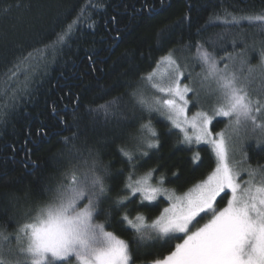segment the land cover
<instances>
[{"label":"trees","instance_id":"obj_1","mask_svg":"<svg viewBox=\"0 0 264 264\" xmlns=\"http://www.w3.org/2000/svg\"><path fill=\"white\" fill-rule=\"evenodd\" d=\"M262 12L264 0H0V236L17 243L19 226L50 198L52 193L45 188L69 183L73 171L83 175L93 158L113 173L111 198L102 205L106 213L130 170L122 147L138 160L134 178L155 169L152 183L163 180V186L175 194L203 181L217 163L211 147L186 143L164 116L142 107L137 94L145 77L171 53L180 67L189 70L190 79L196 77L197 91L188 93L193 103L187 113L211 114L219 106L218 98L211 81L199 82L202 64L195 58L199 43L215 52L218 68L227 63L229 71L252 79L250 91L256 98L261 89L258 67H264V28L247 21L225 25L210 18ZM73 21L76 31L69 44L55 51L46 47ZM249 67L257 71L249 74ZM107 102H112L113 115L105 118L102 111H92ZM74 108L82 119L73 148L65 145L63 137H71L75 129L64 130L60 120L63 117L71 126ZM149 119L157 137L141 127ZM228 125L229 118L214 117L209 128L213 135L224 133L229 154L234 153L245 168L264 169V146L257 147L255 138L259 130L253 133L250 122L238 131ZM41 127L48 131L44 139L37 135ZM142 138L158 139V146L147 149ZM138 149L149 155L142 156ZM33 163L39 165L34 173ZM222 196L220 208L227 205L229 193ZM133 200L128 205L131 216L140 212L148 223L167 205L162 197L144 205H139L138 197ZM105 213L97 222L105 221ZM122 214L113 210L106 228L132 242L133 230L121 222ZM177 242L155 241L142 247L132 243L130 264H153L174 250Z\"/></svg>","mask_w":264,"mask_h":264},{"label":"snow or ice","instance_id":"obj_2","mask_svg":"<svg viewBox=\"0 0 264 264\" xmlns=\"http://www.w3.org/2000/svg\"><path fill=\"white\" fill-rule=\"evenodd\" d=\"M210 20L236 26L247 21L264 28V12L240 16L226 13L223 19L216 14ZM75 23L73 21L57 33L46 47L55 51L58 46L62 49L69 44L76 31ZM197 54L196 58L202 64L200 75L204 81H214L217 85L214 91L219 93V106L214 107L211 114L198 111L191 120L188 119L189 100L186 95L193 89L186 84L182 86L183 72L171 53L163 58L171 67L167 73L168 83L152 84L165 98H154V104L158 106L154 107L141 94L138 103L147 108L149 113H166L167 119L181 131H184L185 124L196 130V143L210 145L216 156L215 169L188 192L175 195L174 191L163 186V180H158L155 185L150 182L155 169L149 170L141 178H134L138 171V160L133 152L122 147L121 155L127 158L130 170L124 188L112 198V204L105 213L102 205L111 198L109 178L113 173L109 166L101 167L93 158L91 166L83 175L73 171L69 183L61 182L51 190L45 188L46 192L51 191L50 198L38 204L35 214L17 230V244L25 256L23 261L17 260L15 264H130L133 261L132 243L142 247L155 241L179 242L175 243L174 250L163 258H157L153 264H264V169L251 166L243 169L248 172L249 179L245 182L246 186L242 187L238 180L240 172L229 162L224 133H217L218 138H214L209 128L214 117L229 118L228 127H232L233 131H238L240 126L247 127L250 122L253 133L256 130L260 132L255 137L257 147L264 146V67H258L261 89L254 98L250 91L252 79L242 78L235 71H229L227 63L223 69L218 68L215 52L205 50L199 43ZM261 65H264V50L261 52ZM254 71L257 69L249 67V74ZM12 74L15 75L14 72ZM153 75L155 73L149 76L150 80ZM92 111H102L105 118L114 114L112 102L99 105ZM53 114H56L55 108ZM81 119L78 108L73 109L71 126L61 117L60 123L65 124L64 130L75 129L71 137H63L65 145L75 147V140L80 135ZM141 127L147 128L152 137H157L158 134L151 127V119ZM37 135L44 139L48 131L41 127ZM184 139L191 144L193 137L185 134ZM141 142L146 143L147 149L158 146V139L142 138ZM138 151L142 156L149 155L146 149ZM197 159L198 154L194 156V162ZM31 167L34 173L39 165L33 163ZM257 175L261 177L259 183L256 182ZM228 193L231 195L227 205L220 208L218 198L222 200V194L227 196ZM160 196L167 199L168 206L151 223L140 212L135 217L131 216L128 205L134 202L133 198L138 197L139 205H144L145 202H156ZM113 210L123 211L120 220L133 230L132 242L107 230L106 224L111 223ZM101 213L106 214V219L97 222L96 218ZM202 220L205 222L201 225ZM0 264L12 262L0 259Z\"/></svg>","mask_w":264,"mask_h":264},{"label":"rangeland","instance_id":"obj_3","mask_svg":"<svg viewBox=\"0 0 264 264\" xmlns=\"http://www.w3.org/2000/svg\"><path fill=\"white\" fill-rule=\"evenodd\" d=\"M164 58V57H163ZM161 59L158 64L156 65V67L154 68V70L148 74L146 77H145V81H144V88H141L137 94V100L138 98L140 97V95L142 94L144 96V98L148 101L149 104H151L152 106L154 107H158L157 105L154 104V98H165L164 94L163 93H160L157 91L156 88H153L152 87V84L153 83H165L167 84L168 83V78H167V73H169L171 71V67L169 66L168 62L164 59ZM173 59H175L173 56H172ZM196 58V57H195ZM197 59V58H196ZM176 60V59H175ZM177 61V60H176ZM183 63H187L186 60L184 59L183 60ZM182 63V64H183ZM184 66V64H183ZM241 66V67H240ZM182 67V66H181ZM183 68V67H182ZM239 68L241 71L244 70V68H242V65H239ZM185 70V72L187 73V75L185 74V72H183V76L181 77V84L182 86L183 85H188V80L189 82L191 83L192 85V89L194 88V92L197 91V83H196V77L193 76L191 77V79L189 78L191 76L189 70L184 66L183 68ZM246 71L249 73V70L246 69ZM245 71V72H246ZM239 72V71H238ZM153 73H155V75L152 76V79L150 80L149 79V76L152 75ZM200 81L199 82H203V83H209L210 81L213 83L214 87L213 89H216L217 85L215 84L214 81L212 80H208V81H204L203 80V77L202 75H199L198 76ZM188 78V79H187ZM191 85H188L189 87H191ZM147 89V91H146ZM187 96H188V100H189V104H192L193 103V100L189 98V94L187 93L186 95V99H187ZM195 97L199 95H194ZM207 96H212V95H207ZM219 96V93L218 92H215V97H216V100ZM206 100V99H205ZM204 101V100H203ZM203 101H200L198 99V103H202ZM194 104L195 101H194ZM145 108V107H144ZM146 110H148L147 108H145ZM199 110L195 111L193 114L189 115L188 113H186L187 117L189 120H191V118L198 112ZM155 112V111H154ZM159 114H161V112H157ZM162 116H164L166 119H167V114H161ZM183 119V118H181ZM168 120V119H167ZM169 121V120H168ZM170 122V121H169ZM171 123V122H170ZM172 124V123H171ZM173 126V125H172ZM176 128V127H175ZM178 129L181 133H182V136H183V139L185 137V134L189 135V136H192L193 139H192V142H191V145H198V143H196L195 141V134H196V130H194L190 125L188 124H185L184 125V131H181L180 128H176ZM259 135H260V132H259ZM214 138H218L216 137V135H213ZM184 141L186 143H188L185 139ZM189 144V143H188ZM199 144H204V143H199ZM207 145V144H206ZM210 146V145H209ZM211 147V146H210ZM212 149V148H211ZM229 154V153H228ZM216 157V156H215ZM216 162H217V159H216ZM229 162L234 164V166L236 167V169L240 172V176L238 177V180L239 182L241 183V186L242 187H245L246 184L245 182L249 179V176H248V172L247 171H244L243 169H245V167L241 164L239 158L232 152H230L229 154ZM217 164V163H216ZM216 167V166H215ZM215 169V168H214ZM260 175H257L256 177V182L259 183L260 181V177H258ZM143 177V176H142ZM141 178V177H139ZM207 178V177H206ZM205 178V179H206ZM204 179V180H205ZM152 183V180L150 181ZM202 182V181H201ZM200 183V182H199ZM155 185V184H154ZM197 185V184H196ZM195 186V185H194ZM193 186V187H194ZM193 187H191L190 189H188L187 191L185 192H188L189 190H191ZM184 192V193H185ZM184 193H181V194H175V195H183ZM230 193H229V197H230ZM162 197L163 199L164 196H160ZM159 198V197H158ZM165 201L167 202V205L168 206V201L167 199H165ZM151 223V222H150ZM25 254L24 253H21L20 252V248H19V245L15 242L13 243H10L9 240H6L5 238L1 237L0 236V259H6V260H9L12 262V264H15V262L17 260H20V261H23L24 259H22V257H24ZM21 258V259H20Z\"/></svg>","mask_w":264,"mask_h":264}]
</instances>
